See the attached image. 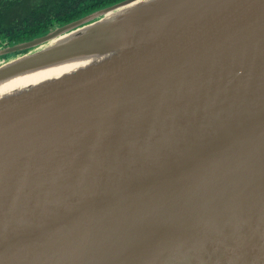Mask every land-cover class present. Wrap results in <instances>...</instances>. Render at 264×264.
<instances>
[{
  "label": "water",
  "instance_id": "95a60500",
  "mask_svg": "<svg viewBox=\"0 0 264 264\" xmlns=\"http://www.w3.org/2000/svg\"><path fill=\"white\" fill-rule=\"evenodd\" d=\"M0 264H264V0L0 44Z\"/></svg>",
  "mask_w": 264,
  "mask_h": 264
},
{
  "label": "trees",
  "instance_id": "16d2710c",
  "mask_svg": "<svg viewBox=\"0 0 264 264\" xmlns=\"http://www.w3.org/2000/svg\"><path fill=\"white\" fill-rule=\"evenodd\" d=\"M122 0H0V44L32 39Z\"/></svg>",
  "mask_w": 264,
  "mask_h": 264
}]
</instances>
